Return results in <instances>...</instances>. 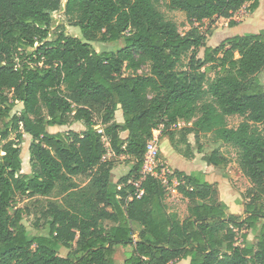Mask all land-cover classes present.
<instances>
[{"label":"trees","instance_id":"16d2710c","mask_svg":"<svg viewBox=\"0 0 264 264\" xmlns=\"http://www.w3.org/2000/svg\"><path fill=\"white\" fill-rule=\"evenodd\" d=\"M162 4L184 12L190 28L181 32ZM259 5L67 0L65 14L82 37L62 28L51 40L62 0H0V264H119V248L121 264H264V32L206 46L212 30H202L204 21L216 18L233 26L238 11ZM120 41L117 50L93 45ZM207 65L215 69L211 79ZM143 66L147 73L140 72ZM17 103L19 114L13 113ZM233 115L244 118L236 127L228 123ZM179 121L186 125L173 127ZM73 122L85 129L49 130ZM161 125L189 159L195 155L189 134L198 142L211 133L237 150L252 183L244 217L228 212L203 172L172 175L183 181L178 191L190 203L185 217L170 208L159 178L141 180L147 143ZM25 134L31 136L30 173L22 171ZM198 152L204 153L202 146ZM120 156L134 166L114 182V157ZM204 160L219 168L228 162L219 148ZM80 176L87 178L84 185L74 179ZM56 191L63 201H49L43 210L48 234H32L23 222L25 208L14 206L17 197Z\"/></svg>","mask_w":264,"mask_h":264},{"label":"rangeland","instance_id":"374dc122","mask_svg":"<svg viewBox=\"0 0 264 264\" xmlns=\"http://www.w3.org/2000/svg\"><path fill=\"white\" fill-rule=\"evenodd\" d=\"M62 8L56 12L53 13V21L52 26L50 28L49 33V39L53 40L57 37L58 32L60 29H64V31L67 34L82 37L81 29L79 27L73 26L69 20L68 17L65 14V2L66 0H62ZM162 11L165 13L167 18L174 20L177 22L179 29L181 32H186L190 26L186 17V14L180 10H172L166 6V4L161 5ZM262 9H264V0H262ZM243 11H240L239 16L241 15H247L248 14V8L242 9ZM247 10V11H245ZM259 11H257L258 13ZM257 13H254L255 18H257ZM261 23L256 20V22L252 21V28H257ZM212 30V34H209L207 36L206 46H216L220 44V42L231 36L235 35H241V33H254V32H243L244 30L248 29V27L241 28L234 27L229 25V20L226 18H216L214 20H206L203 23L202 30ZM253 30H247V31H253ZM96 50L100 51L103 49H113L117 50L118 48L122 47L124 45L123 41H120L118 43H102V42H96L93 43ZM205 47H202L198 50V56L203 57L204 55ZM205 68H207L208 76L209 78H213L215 76V69H212L210 65H207ZM149 71L148 66H143L140 72L147 73ZM129 71H127L128 73ZM260 78L262 82L264 83V70L260 73ZM22 110L21 103H17L16 107L13 110V113L19 114ZM121 111L117 112V119L121 120ZM244 118L239 115H233L228 117V123L231 127H236L239 125V123ZM186 125V124H185ZM185 125H182L185 126ZM175 127V126H174ZM177 128H181L177 126ZM69 129H73L76 131H82L85 129L84 124L82 122H73L71 124L65 125V126H54L50 127L49 130L51 132H66ZM166 136L165 134H162L160 136V140ZM12 138H16V134H12ZM189 142L191 143L192 150L194 153H196L195 157L197 158V163L195 165H192L188 161H184L185 163L181 164L179 160L173 158V156H169V154H166L167 152H164V156L167 160L174 161L175 163H180L184 168L187 170H190L192 172H199L201 173L203 170V167L205 170H207L206 167V161L204 160V155L209 154L212 150L219 148L222 153L226 156L228 162L225 168H219L214 167L212 165L209 166V170L207 171L209 179L212 181H217L216 185L219 190V196L222 200H226L225 202L227 204H230L228 212L234 213L237 215L245 216L244 212V204L246 202L245 193L247 189L252 185L250 179L246 176L244 173V170L239 164L238 161V152L237 150L226 143H223L221 141H216L211 133L202 134L200 136V140L197 142L194 134H189L188 136ZM168 139L163 138L162 144L163 146H168ZM30 144H31V136L28 134H25L22 140L20 141L19 146L21 147V156L23 159V168L22 171L24 173H30L32 171L31 163H30ZM199 146L203 147L204 153H199ZM183 148H185L184 145H182ZM176 150V149H174ZM177 151V150H176ZM164 156L161 152L160 147V157L164 161ZM111 157V156H110ZM115 158V164L113 167V181H118L121 177L127 175L131 169L134 166V162L127 159L126 156H120V157H114ZM205 161V162H204ZM191 164V165H190ZM208 164V163H207ZM206 178V176H205ZM75 181L78 182L80 185H84L87 182V178L84 176L80 177H74ZM225 198V199H223ZM49 201H57L62 202L63 201V195L58 193V191L52 193L50 196H40L36 195L33 197H29L26 195H19L14 203V206L17 207H24L26 214L24 215V224L26 225L27 229L32 234H48V228L45 224V218L43 216V210L48 205ZM167 203L170 206L171 209L176 210L181 217H185L188 214V207H189V200L182 196L181 194L178 196H171L167 198ZM135 231L137 232L138 226L136 224L132 225ZM242 233L238 235V244L242 242ZM256 232L249 231L248 238L252 242H256ZM68 249L62 248L60 250V254L62 256H66L68 254ZM124 251L123 248H119L118 253L116 254L118 263L121 264L124 260ZM189 259L187 260H181L177 262H173L171 264H188Z\"/></svg>","mask_w":264,"mask_h":264},{"label":"built area","instance_id":"2783aa9c","mask_svg":"<svg viewBox=\"0 0 264 264\" xmlns=\"http://www.w3.org/2000/svg\"><path fill=\"white\" fill-rule=\"evenodd\" d=\"M185 125L183 121L177 122L173 127H182ZM165 129L164 125H161L154 129L153 137L147 143V149L144 156V163L142 167V177L144 179L148 175L155 176L159 178L163 186L167 190V197L169 195L175 197L180 195L178 191V185L183 181L177 176H172L174 172L167 166V163L163 161L160 157V136L163 134ZM140 183V181L138 182ZM143 193V190L140 191V195Z\"/></svg>","mask_w":264,"mask_h":264},{"label":"crops","instance_id":"0c3cea01","mask_svg":"<svg viewBox=\"0 0 264 264\" xmlns=\"http://www.w3.org/2000/svg\"><path fill=\"white\" fill-rule=\"evenodd\" d=\"M244 8H246V7H244ZM244 8H242V9H244ZM242 9L240 11H243ZM240 11H238L234 16V20L236 21V24L234 25V27H239V26H241V28L248 27V29L244 30L243 32H254V33L264 32V9H262V0H260L259 7L254 11L249 10L247 15L244 14V15L239 16ZM245 11H247V10H245ZM257 11H259V12L257 13ZM254 13H257V18H255ZM256 20L259 21V23H261V24L253 30V29H251L252 28L251 24H252V21L256 22ZM247 30H253V31H247ZM242 34H246V33H241V35ZM163 138L168 139V141H169L168 146H166V145L163 146V144H162ZM163 138L160 140V147H161V152H162L163 156H164V152H167L166 154H169V156H173V158L175 157V159L179 160L181 164L185 163L184 161H188L192 165H195L197 163L196 162L197 158L195 157L196 153H194L195 154L194 157L189 159V158L183 156L182 154H180L178 151L174 150L175 148L172 146L171 141H170L168 136H164ZM164 159H165L164 161L167 163V166L173 172H175L177 170L178 171H185L187 173L192 172V171L184 168L182 165H180V163H178V162L175 163L174 161H172V157H171V160H167L166 157L164 156ZM205 163H206L207 170H205L203 167L202 172L204 174L205 173L207 174V171L209 170L210 165L207 164V162H205ZM205 176H206V179L208 181L216 184L217 181H212L211 179H209L208 175H205ZM223 199H225V198H223ZM224 201H226V200H224ZM228 206H230V204H228Z\"/></svg>","mask_w":264,"mask_h":264},{"label":"water","instance_id":"95a60500","mask_svg":"<svg viewBox=\"0 0 264 264\" xmlns=\"http://www.w3.org/2000/svg\"><path fill=\"white\" fill-rule=\"evenodd\" d=\"M66 2H67V0H66ZM66 2H65V5H66ZM63 3V2H62Z\"/></svg>","mask_w":264,"mask_h":264}]
</instances>
